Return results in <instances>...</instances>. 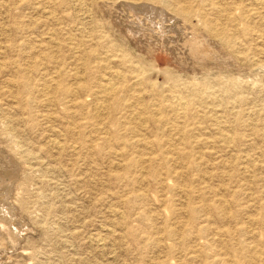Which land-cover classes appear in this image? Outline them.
I'll return each mask as SVG.
<instances>
[{"label":"rangeland","instance_id":"rangeland-1","mask_svg":"<svg viewBox=\"0 0 264 264\" xmlns=\"http://www.w3.org/2000/svg\"><path fill=\"white\" fill-rule=\"evenodd\" d=\"M261 1L0 0V264H264Z\"/></svg>","mask_w":264,"mask_h":264},{"label":"bare ground","instance_id":"bare-ground-1","mask_svg":"<svg viewBox=\"0 0 264 264\" xmlns=\"http://www.w3.org/2000/svg\"><path fill=\"white\" fill-rule=\"evenodd\" d=\"M255 2L259 5V4H263V1H261V0H255ZM261 6V5H260ZM139 8H140V6H139ZM143 8V7H142ZM146 8V7H145ZM163 10V9H162ZM188 10V9H187ZM160 11V10H159ZM162 12V11H161ZM160 22V21H159ZM162 23V22H161ZM156 24V23H155ZM136 32H137V30H136ZM262 50V49H261ZM264 52V51H263ZM123 73V72H122ZM105 82V81H104ZM103 82V83H104ZM114 83V82H113ZM113 83H111V81H106L105 83H104V85H103V90L104 91H106V92H112L113 90H114V88L115 87H117V86H115V84H113ZM102 85V84H101ZM113 93V92H112ZM179 93V92H178ZM181 93V92H180ZM180 93L178 94L179 96H174L175 98H176V103H177V108L179 109V110H181L182 109V112L184 111V110H186V109H184L185 108V106L187 105L186 103H185V101L184 100H186V99H188V98H186V99H184L183 97V94H182V96H180ZM114 95V94H113ZM176 95V94H175ZM171 97H173V95L171 96ZM188 97V96H187ZM191 97V96H190ZM192 98V97H191ZM184 99V100H183ZM190 99V98H189ZM192 100V99H191ZM187 101V100H186ZM117 105V104H116ZM158 107V106H157ZM174 107V106H173ZM176 108V107H175ZM174 108V109H175ZM176 108V109H177ZM160 110V109H159ZM158 110V111H159ZM161 112L162 113H165V111L164 110H161ZM147 120V119H146ZM72 127V126H71ZM2 223V222H1Z\"/></svg>","mask_w":264,"mask_h":264}]
</instances>
